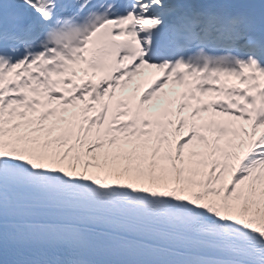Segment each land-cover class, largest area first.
<instances>
[{
    "label": "snow or ice",
    "instance_id": "1",
    "mask_svg": "<svg viewBox=\"0 0 264 264\" xmlns=\"http://www.w3.org/2000/svg\"><path fill=\"white\" fill-rule=\"evenodd\" d=\"M0 264H264V0H0Z\"/></svg>",
    "mask_w": 264,
    "mask_h": 264
},
{
    "label": "bare ground",
    "instance_id": "2",
    "mask_svg": "<svg viewBox=\"0 0 264 264\" xmlns=\"http://www.w3.org/2000/svg\"><path fill=\"white\" fill-rule=\"evenodd\" d=\"M156 73V70L155 69H146L145 70V76L147 77V76H150V75H153V74H155ZM226 83L227 84H229V85H231V84H238V80H237V78H235V77H227L226 78ZM203 99H206L207 97L206 96H204V97H202Z\"/></svg>",
    "mask_w": 264,
    "mask_h": 264
}]
</instances>
